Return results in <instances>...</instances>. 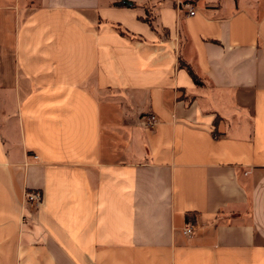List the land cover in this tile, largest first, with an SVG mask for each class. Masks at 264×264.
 Listing matches in <instances>:
<instances>
[{"label": "crops", "instance_id": "obj_1", "mask_svg": "<svg viewBox=\"0 0 264 264\" xmlns=\"http://www.w3.org/2000/svg\"><path fill=\"white\" fill-rule=\"evenodd\" d=\"M128 1L0 0V264H264V11Z\"/></svg>", "mask_w": 264, "mask_h": 264}, {"label": "built area", "instance_id": "obj_2", "mask_svg": "<svg viewBox=\"0 0 264 264\" xmlns=\"http://www.w3.org/2000/svg\"><path fill=\"white\" fill-rule=\"evenodd\" d=\"M188 13L190 15H193L195 13V10L193 8H190ZM158 122V118L154 114H150L147 116L146 121L144 122L146 127H153ZM23 201L24 203L31 204L34 206H40L43 203V195L41 191L35 190V189H26L23 195ZM195 232V225L192 223L186 224L184 227V233L187 236L193 235Z\"/></svg>", "mask_w": 264, "mask_h": 264}, {"label": "rangeland", "instance_id": "obj_3", "mask_svg": "<svg viewBox=\"0 0 264 264\" xmlns=\"http://www.w3.org/2000/svg\"><path fill=\"white\" fill-rule=\"evenodd\" d=\"M226 0H220L219 2H225ZM236 4L241 3L249 7L252 13L261 14L264 11V0H233ZM243 1H246L243 3Z\"/></svg>", "mask_w": 264, "mask_h": 264}, {"label": "trees", "instance_id": "obj_4", "mask_svg": "<svg viewBox=\"0 0 264 264\" xmlns=\"http://www.w3.org/2000/svg\"><path fill=\"white\" fill-rule=\"evenodd\" d=\"M180 66L188 70V72L191 74L196 84H199V85L203 84V81L201 80L199 75L196 73L194 68L188 62H186L184 59H180Z\"/></svg>", "mask_w": 264, "mask_h": 264}, {"label": "water", "instance_id": "obj_5", "mask_svg": "<svg viewBox=\"0 0 264 264\" xmlns=\"http://www.w3.org/2000/svg\"><path fill=\"white\" fill-rule=\"evenodd\" d=\"M125 2H127V3H128L129 1H128V0H125Z\"/></svg>", "mask_w": 264, "mask_h": 264}]
</instances>
